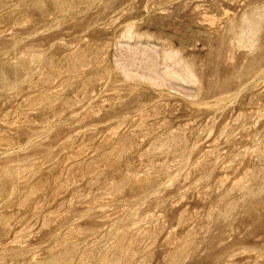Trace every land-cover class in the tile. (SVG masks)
Wrapping results in <instances>:
<instances>
[{"label":"rangeland","instance_id":"obj_1","mask_svg":"<svg viewBox=\"0 0 264 264\" xmlns=\"http://www.w3.org/2000/svg\"><path fill=\"white\" fill-rule=\"evenodd\" d=\"M0 264H264V0H0Z\"/></svg>","mask_w":264,"mask_h":264},{"label":"bare ground","instance_id":"obj_2","mask_svg":"<svg viewBox=\"0 0 264 264\" xmlns=\"http://www.w3.org/2000/svg\"><path fill=\"white\" fill-rule=\"evenodd\" d=\"M171 55V54H170ZM173 57V56H172ZM174 59V58H173ZM166 71V70H165ZM164 74V73H163ZM178 75V74H177ZM180 75V74H179ZM185 75V74H184ZM188 75V74H187ZM164 76H166V75H164ZM169 76V75H168ZM174 76H176V75H174ZM188 77V76H187ZM190 77V76H189ZM188 77V78H189ZM185 79V78H184ZM186 80V79H185ZM190 80V79H189ZM194 83V82H193Z\"/></svg>","mask_w":264,"mask_h":264}]
</instances>
